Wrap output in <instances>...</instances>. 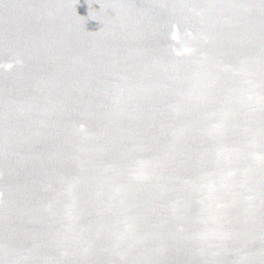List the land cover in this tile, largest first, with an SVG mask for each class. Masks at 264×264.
<instances>
[{"label": "water", "instance_id": "obj_1", "mask_svg": "<svg viewBox=\"0 0 264 264\" xmlns=\"http://www.w3.org/2000/svg\"><path fill=\"white\" fill-rule=\"evenodd\" d=\"M0 264H264V0H0Z\"/></svg>", "mask_w": 264, "mask_h": 264}]
</instances>
